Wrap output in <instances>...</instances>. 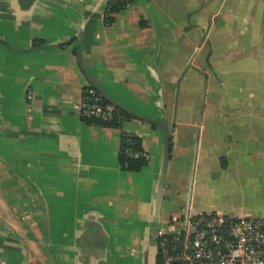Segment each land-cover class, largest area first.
Listing matches in <instances>:
<instances>
[{"label": "crops", "instance_id": "1", "mask_svg": "<svg viewBox=\"0 0 264 264\" xmlns=\"http://www.w3.org/2000/svg\"><path fill=\"white\" fill-rule=\"evenodd\" d=\"M107 3L0 0V264H155L195 142L189 211L264 217V0H134L110 23ZM79 45L110 97L167 121L162 190L157 127L82 119ZM121 133L148 156L138 172Z\"/></svg>", "mask_w": 264, "mask_h": 264}, {"label": "built area", "instance_id": "2", "mask_svg": "<svg viewBox=\"0 0 264 264\" xmlns=\"http://www.w3.org/2000/svg\"><path fill=\"white\" fill-rule=\"evenodd\" d=\"M132 1L108 0L107 4ZM27 99H32L31 93ZM119 110L90 83L83 87L80 101L83 119H92L99 125L116 123L120 127L124 121ZM128 152L133 157L148 159L143 150ZM180 224L176 226L170 221L157 229L160 264H264V217L188 211Z\"/></svg>", "mask_w": 264, "mask_h": 264}, {"label": "water", "instance_id": "3", "mask_svg": "<svg viewBox=\"0 0 264 264\" xmlns=\"http://www.w3.org/2000/svg\"><path fill=\"white\" fill-rule=\"evenodd\" d=\"M77 58L79 65L81 69L83 70L88 82L103 96V98L110 102L112 105L120 109L121 111L127 113L128 115L132 116L133 118H136L138 120L147 122L155 127H157L163 137V154H162V163H161V171L159 175V181H158V186L162 190L164 186V180H165V174L167 171V164L170 156V149H171V137H170V132L168 128L167 121L164 118H159V119H151L139 114L134 113L133 111L127 109L117 101H115L112 97H110L104 89L86 72L82 60H81V46L79 45L78 51H77ZM196 148H197V143H194V149H193V159L191 163V168H190V181H189V186L187 189L186 193V201H185V212L184 216L186 217L189 211V205H190V197H191V183H192V177H193V169H194V164H195V155H196ZM156 231L157 228H155L154 231V236L156 237Z\"/></svg>", "mask_w": 264, "mask_h": 264}, {"label": "trees", "instance_id": "4", "mask_svg": "<svg viewBox=\"0 0 264 264\" xmlns=\"http://www.w3.org/2000/svg\"><path fill=\"white\" fill-rule=\"evenodd\" d=\"M124 5L125 4L121 2H112L107 4V9L105 11V22L110 23L113 20L111 14L120 10ZM40 42L42 43L41 40H34L32 42V46L33 47L39 46L41 45ZM119 112L123 118V121L133 118L132 116L128 115L127 113L121 110H119ZM83 120H85L87 123H96L92 119H83ZM102 126H111L115 128L118 127L116 123L103 124ZM128 150L131 151L142 150L141 140L139 137L133 134L121 133L120 147L118 153V163L122 170L130 171V172H138L147 165V159L142 157H133L132 155L129 154ZM222 166H224V164H222ZM155 264H160V259L158 256H156Z\"/></svg>", "mask_w": 264, "mask_h": 264}, {"label": "rangeland", "instance_id": "5", "mask_svg": "<svg viewBox=\"0 0 264 264\" xmlns=\"http://www.w3.org/2000/svg\"><path fill=\"white\" fill-rule=\"evenodd\" d=\"M201 109H202V106H201ZM193 149H194V145H193V147H189V153L190 154L193 153ZM170 221H172L176 226H180L181 225L180 224V219H177L176 216H171V217L163 216L162 222L160 224H161V226H165Z\"/></svg>", "mask_w": 264, "mask_h": 264}, {"label": "flooded vegetation", "instance_id": "6", "mask_svg": "<svg viewBox=\"0 0 264 264\" xmlns=\"http://www.w3.org/2000/svg\"><path fill=\"white\" fill-rule=\"evenodd\" d=\"M176 217L177 219H182L184 217V212H180Z\"/></svg>", "mask_w": 264, "mask_h": 264}]
</instances>
